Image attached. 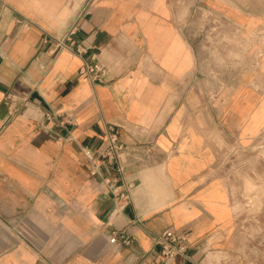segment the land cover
Listing matches in <instances>:
<instances>
[{"label":"crops","instance_id":"0c3cea01","mask_svg":"<svg viewBox=\"0 0 264 264\" xmlns=\"http://www.w3.org/2000/svg\"><path fill=\"white\" fill-rule=\"evenodd\" d=\"M197 6L226 35L264 33V0H0V264L254 263L217 164L221 141L264 127V44L246 65L200 66L184 32ZM91 57L101 83L78 72ZM108 124L123 172L101 160ZM166 229L187 257L159 256ZM121 232L129 244L109 243Z\"/></svg>","mask_w":264,"mask_h":264},{"label":"rangeland","instance_id":"374dc122","mask_svg":"<svg viewBox=\"0 0 264 264\" xmlns=\"http://www.w3.org/2000/svg\"><path fill=\"white\" fill-rule=\"evenodd\" d=\"M191 11L184 32L199 52L196 58L200 66L205 64L204 58L207 63L229 60L243 66L247 56L258 59L263 53L262 28L256 29L261 36L256 39L245 36L240 25L226 35L231 26L223 15L201 6ZM217 170L227 181L233 198V235L240 245L237 254L252 256L253 264H264V127L246 147L221 141Z\"/></svg>","mask_w":264,"mask_h":264},{"label":"built area","instance_id":"2783aa9c","mask_svg":"<svg viewBox=\"0 0 264 264\" xmlns=\"http://www.w3.org/2000/svg\"><path fill=\"white\" fill-rule=\"evenodd\" d=\"M72 29L69 31L65 39L67 41L71 40L69 35L71 34ZM70 44L65 43L62 39L57 40L55 46L57 48H70ZM80 75L85 76L91 83H101L103 82V75L105 73V66L94 60L93 57L90 59H83L79 70ZM106 137H107V147L101 154V160L108 164L116 165L118 171L123 172L124 169V158L123 151L124 146L123 142L120 139L118 127L114 124H108L106 128ZM116 200L124 203L127 202V195L119 192L116 195ZM186 236L178 234L175 231L166 229L161 232L158 236L155 237V243L160 246L159 256L162 259L167 261H172L176 257H187L186 254ZM109 243L111 244H124L127 245L130 243V239L123 233H113L109 236Z\"/></svg>","mask_w":264,"mask_h":264}]
</instances>
